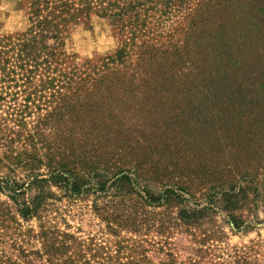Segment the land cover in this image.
Instances as JSON below:
<instances>
[{
    "label": "trees",
    "instance_id": "1",
    "mask_svg": "<svg viewBox=\"0 0 264 264\" xmlns=\"http://www.w3.org/2000/svg\"><path fill=\"white\" fill-rule=\"evenodd\" d=\"M244 1H26V30L0 38V168L7 171L0 172V264H206L163 246L153 261L144 238L109 246L82 237L60 226L64 208L56 203L91 194L94 214L116 237L122 230L172 235L146 207L178 205L175 226L208 219L212 208L190 206L178 182L153 192L152 177L137 167L146 162L132 156L140 148L135 134L154 115L146 105L257 101L239 72L260 33ZM92 15L114 26L121 42L106 58L77 60L65 52L63 32ZM228 218L231 231L244 223ZM245 249L228 263L208 264H257ZM198 251L202 257L210 248Z\"/></svg>",
    "mask_w": 264,
    "mask_h": 264
},
{
    "label": "rangeland",
    "instance_id": "2",
    "mask_svg": "<svg viewBox=\"0 0 264 264\" xmlns=\"http://www.w3.org/2000/svg\"><path fill=\"white\" fill-rule=\"evenodd\" d=\"M26 1L0 0V38L26 30ZM244 2L247 10L252 11L250 20L252 29L256 26L254 33H260L256 49L243 56L246 68L239 72L243 74L241 80L250 83L246 90L258 94L257 101L252 99L236 104L234 99H228V104L219 101L206 106L186 103L146 105L154 115L145 119V130L135 134L139 136L140 148L132 156L141 164L146 162L137 167L145 169L147 176L152 177L149 185L153 192L160 190L165 182H178L187 187L189 194L185 198L190 206L212 208L208 219L201 225L180 223L175 226L171 217L175 216L178 205L146 207L149 218L163 220L172 226L169 228L172 235H158L150 230L137 236L122 230L116 237L96 217L92 209L94 197L87 194L71 203L64 199L56 203L64 208L57 215L60 226L66 222L71 231L109 246L120 240L127 245L134 237L144 238L143 245L150 249L147 254L153 261L161 256L156 253L159 246L164 250L172 248L181 260L192 257L206 264L228 263L242 249L251 248L248 250L251 258L254 256L257 264H264V0ZM223 19L226 20L225 16ZM180 21L181 17L179 23L183 22ZM63 42L65 52L75 55L77 60L96 61L113 55L121 41L114 26L105 18L92 15L88 20L67 25ZM21 98L22 95L19 100ZM153 140L157 145L148 149L147 142ZM149 151L150 157L147 156ZM0 172L5 174L7 171L1 167ZM234 186L235 190L229 191ZM51 191L55 192V188ZM34 192L31 189V194ZM0 200H6V197L0 194ZM210 200H213L212 204H208ZM230 214L244 221L240 229H229ZM28 224L34 225V221ZM203 232L210 238L203 239ZM207 247L210 252L202 253L200 257L198 249Z\"/></svg>",
    "mask_w": 264,
    "mask_h": 264
}]
</instances>
